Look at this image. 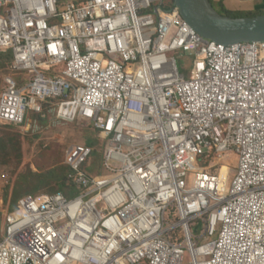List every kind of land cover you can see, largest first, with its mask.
I'll list each match as a JSON object with an SVG mask.
<instances>
[{
	"label": "built area",
	"instance_id": "2783aa9c",
	"mask_svg": "<svg viewBox=\"0 0 264 264\" xmlns=\"http://www.w3.org/2000/svg\"><path fill=\"white\" fill-rule=\"evenodd\" d=\"M0 52V124L51 114L103 148L19 200L0 264H264V42L210 41L174 0H0Z\"/></svg>",
	"mask_w": 264,
	"mask_h": 264
},
{
	"label": "rangeland",
	"instance_id": "374dc122",
	"mask_svg": "<svg viewBox=\"0 0 264 264\" xmlns=\"http://www.w3.org/2000/svg\"><path fill=\"white\" fill-rule=\"evenodd\" d=\"M70 1L66 0V2ZM240 14L243 17L247 15ZM10 74L9 64H4L0 60V95L3 91L4 79ZM30 75L29 72L20 74L22 78ZM45 115V117L31 116L23 129L0 124V238L16 193L22 192L21 188L26 190V187H30L27 181L30 184L37 182V179L33 177L34 174L44 175L52 170H57L59 173V170L66 168L65 153L70 145L93 142L98 156L97 158L93 157L90 163L96 164L97 162L98 164L100 161L103 148L101 142L99 144V134L92 125L80 121L63 123L57 121L55 115L46 113ZM12 137L16 143L14 150L11 148V144L9 147V140ZM2 139L4 140L2 141ZM7 140L8 142H4ZM16 150H19L21 155L20 161L17 160ZM229 164L233 169L234 161L232 160ZM219 168L220 165L215 164V171ZM98 169L97 165L95 170ZM54 188H57L56 181L38 191L35 197L44 195L45 192H51ZM2 203L4 212L1 211Z\"/></svg>",
	"mask_w": 264,
	"mask_h": 264
},
{
	"label": "water",
	"instance_id": "95a60500",
	"mask_svg": "<svg viewBox=\"0 0 264 264\" xmlns=\"http://www.w3.org/2000/svg\"><path fill=\"white\" fill-rule=\"evenodd\" d=\"M182 18L202 37L226 46L264 42V14L231 18L222 15L211 0H174Z\"/></svg>",
	"mask_w": 264,
	"mask_h": 264
},
{
	"label": "trees",
	"instance_id": "16d2710c",
	"mask_svg": "<svg viewBox=\"0 0 264 264\" xmlns=\"http://www.w3.org/2000/svg\"><path fill=\"white\" fill-rule=\"evenodd\" d=\"M214 6L224 16L231 17V18L243 17L240 13H232V12L226 11L221 3L217 4V6L216 5H214ZM263 14L264 13H248L245 17H254V16H258V15H263ZM0 60L3 61L4 64H9V69H10L11 63L13 60L12 52H7V53H1L0 52ZM6 126L11 127V128H15V127L9 126V125H6ZM15 129H18V128H15ZM98 134H99L98 139H99V144H100V142H101L100 133L98 132ZM6 138H8V137H6ZM3 140L4 139H2V141ZM14 141H15L14 137L10 138V140H9V142H10L9 147L11 144V148L13 150L16 148V143H14ZM4 142H8V140L4 141ZM87 145L91 146L94 149L93 157L97 158L98 155H97L95 147L93 146V142L89 141V144H87ZM16 152L18 153L16 156L17 160L20 161L21 155L19 153V150H16ZM67 173H68V168L66 167V168L59 170V173L57 172V170H52L51 172H48L47 174H44V175L34 174L33 177H35L37 179V182L30 184V182L27 181V183L30 185V187H26V190L21 188L22 192L16 193L14 200H13V203H12V207H10V209H9V213H15V212L18 213L19 212V205L18 204H19V200L21 198L28 196V195H34V196L37 195L38 191L45 189L48 186V184L52 183L53 181H56L57 188L52 189L51 192H45L46 194L55 193L58 191L69 194L70 188H69L68 182H67ZM20 187H23V186H20ZM1 211L4 212L3 203L1 204ZM2 238L3 237H1L0 240H2Z\"/></svg>",
	"mask_w": 264,
	"mask_h": 264
},
{
	"label": "crops",
	"instance_id": "0c3cea01",
	"mask_svg": "<svg viewBox=\"0 0 264 264\" xmlns=\"http://www.w3.org/2000/svg\"><path fill=\"white\" fill-rule=\"evenodd\" d=\"M214 5L221 3L232 13H264V0H211Z\"/></svg>",
	"mask_w": 264,
	"mask_h": 264
},
{
	"label": "bare ground",
	"instance_id": "6f19581e",
	"mask_svg": "<svg viewBox=\"0 0 264 264\" xmlns=\"http://www.w3.org/2000/svg\"><path fill=\"white\" fill-rule=\"evenodd\" d=\"M221 173H222V175H224L225 174V170H222Z\"/></svg>",
	"mask_w": 264,
	"mask_h": 264
}]
</instances>
